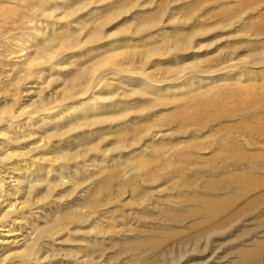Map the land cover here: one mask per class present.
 Here are the masks:
<instances>
[{"label": "bare ground", "instance_id": "obj_1", "mask_svg": "<svg viewBox=\"0 0 264 264\" xmlns=\"http://www.w3.org/2000/svg\"><path fill=\"white\" fill-rule=\"evenodd\" d=\"M179 1L173 0L167 2L166 5H174ZM200 2L204 4L202 1ZM91 3L92 0H75L73 6L63 5L60 9H62V14L68 17L75 14L76 10L85 8ZM136 4L134 0H130L125 3V6L119 5V3L107 6L106 10L116 9V11L111 13L108 18L97 20L92 28L79 26V33L65 34L60 37L55 35L47 37L44 33L40 34L41 45L35 44L32 54L14 73L13 81L15 82L7 83L5 92H10V95L2 99L3 103L0 107V120L8 118L10 121L7 128L0 129V264H62L65 261L67 264H158V260L155 258L162 257V254L157 256L156 253L162 249L163 245L168 240L179 236L182 230L193 228H202L197 239L200 238V241L203 238L204 241L201 244L195 243L193 239H197L193 237L192 252L208 251L220 241L214 235L221 238L224 233L232 230L235 233V239L232 240L234 244L230 246L229 250H232L233 255L227 264H264V176L256 175L249 169H246L242 174H234L226 167L230 160L227 155L215 154L207 157L203 156L199 149L201 135L204 132L208 134L211 132L212 128H210L209 122L221 123L222 118L229 121H242L248 118L252 125L250 126L251 131L246 133L237 131L238 133L242 132L246 137L258 138L257 132L264 133V107H262L264 106V85H261L260 91L256 86L251 85L238 87L231 93H222L214 98L211 96L212 94L203 96L200 98L201 101L190 108L176 109L171 116L163 119L159 117L155 122L152 121L148 125H144L140 130H134L130 139L115 140L111 151L120 153L125 152L126 149L129 150L128 155H132L133 158L129 159L131 162L126 165L131 163L133 169L139 172L140 176H125L122 170L116 167L107 172L103 179L101 176L95 178L91 176L90 179L87 178L85 181L79 182L78 178L74 176L64 181L68 174L63 176L57 170L58 168L47 167L58 163L66 167H73L72 163L82 160L88 155V152L91 154L96 149V147L83 149L79 145L75 149L57 151L56 148L63 141L60 144L54 143L60 138L67 134H73L72 132L78 129L91 130L98 126L112 124L132 114L113 116L111 112L104 113L102 101H100V105L95 104L93 107L86 105V102H81L79 109H74L71 113V116L82 113L79 118H73L68 124L64 120H67L68 115L60 112V109L72 99L84 100L85 94L89 95L101 84V75L106 72L113 78L132 74L138 77L142 82H138V89L132 95L143 96L145 91L160 92L158 91L160 88H164V93L165 91L169 92L168 90H172L170 94L174 93L179 89L176 85L182 86V81L187 82L186 87L191 91L193 89L191 82L194 78L205 81L208 79L207 76L226 74L225 72L230 71L236 64L254 63V60L255 64H258L259 61L264 62V47L257 53L252 50V53L243 59L222 61L215 68L206 72L199 71L198 64L201 63L199 59L190 60L187 63L178 61L180 58H182L181 60L195 58L194 52H199V49L203 48L198 46L200 41L197 39L210 31L200 24L185 27V23L198 17L200 11V8L194 10L192 7L189 8L190 5L181 7L178 17L168 19L171 25L177 23L181 24L178 27H182L172 31L174 38L170 41H162L155 46H146L147 48L145 47L140 52H136L140 49H124L128 47L126 43H129L126 39L124 40V36L130 31L135 36L157 32L162 17L169 12L163 10L160 17L138 18L139 16L133 13ZM141 8L143 11L145 6ZM128 14L129 16H127ZM242 18L243 16H239V11L231 12L222 19L217 28L220 30L230 29ZM118 19H120L118 27L113 36L117 37L120 42L115 49L111 46L110 50L98 52L94 61L80 67L74 77L57 90L54 96L43 95L44 90L42 89V94L29 92L28 95L34 98L31 103L21 107L18 113H11V109L17 103L15 98L18 99L22 93L18 92V89L23 85V82L32 78L37 70L51 64L57 58L58 50L68 44L77 45L81 31H84L87 43L105 40L102 36L104 27ZM239 32L240 30L236 29L230 33L227 42L240 44L241 40L237 37ZM212 39L213 37L208 41L211 42ZM217 43L219 44V42ZM217 43L215 42V44ZM235 51L232 50L228 54L232 56L236 53ZM125 55H131L133 59H138V67L148 65L155 58L164 59L165 57L171 60L170 65H173L174 61V67L166 66V69L159 73V75H163L162 79H153L145 71H131L129 64L136 63L124 61ZM119 57L122 61H118ZM106 62L109 64L108 68L99 72ZM1 73L0 69V75ZM236 92L242 96V100L240 102L233 101V105L227 103L226 109L229 110L227 113L223 112L222 115L205 118L210 106L214 105V108L220 106L221 101L218 98L227 97L230 99L233 94L236 95ZM75 96L77 97L75 98ZM7 99L11 102H7ZM110 99V97L103 98L104 101ZM234 99L236 100V96ZM47 114H57L52 119L54 120L52 130L48 123L50 117ZM138 114L135 113V115ZM40 115L43 116L38 121L30 122ZM62 120L65 121V124L58 126ZM166 129H172L170 135L160 134ZM37 132H40V136L37 135ZM32 137H35L36 141L27 145L26 142ZM146 137L150 138L143 142ZM164 138L170 140L171 145L165 146L160 143L156 149L148 150L150 144ZM139 143H141L140 146H138ZM236 147L239 146L230 144L228 146L230 151L226 153L233 158L235 163L242 164L243 167L246 164L253 167L254 164L261 162V171L264 172L263 150L247 154L243 147L235 149ZM182 150L191 152L181 153ZM45 152H47V156L51 155V157H46ZM194 152L198 154L190 155ZM218 156H223L219 161V165L223 166L215 169ZM91 164V166H85V164L81 167L83 172L88 169L87 167H92L88 169L89 171L93 170V162ZM181 165H184L186 169H194L198 166L195 170L196 175H199L200 172H207L217 176L183 178ZM53 172L54 176H52ZM160 173L164 176H159ZM159 178L162 181L154 188L140 187L135 184L140 180L143 183H154ZM114 183L116 185L113 187ZM169 183L172 188L177 190L173 196L166 195L163 196L164 198H160L155 195L154 192L157 189L159 190L162 185ZM65 185L70 186L66 190L67 194L60 195L61 197L55 200L52 199V192ZM194 186L195 190H193ZM153 190L154 192H152ZM128 191L134 192V194H127ZM168 198L174 200L169 201ZM48 200H52L51 203L57 207L54 216H41L40 214L44 211L41 206ZM63 202H66L64 204L67 208H64L63 212L56 213ZM111 205L114 206V210L109 208ZM44 214L46 215V213ZM248 216L249 218H247ZM250 219L253 220V223L249 227L245 226L243 221ZM131 221L136 222L134 227H129ZM17 226L18 230H15ZM251 226L256 228L251 229ZM69 229L72 230L69 231ZM19 230L23 234L15 233ZM237 233L241 235L239 236ZM65 236L66 238L63 239ZM226 237L230 238L231 235ZM14 247L20 249L3 252L4 249ZM62 247H68V249H62ZM187 253H172L171 258L164 259V264H176Z\"/></svg>", "mask_w": 264, "mask_h": 264}, {"label": "rangeland", "instance_id": "obj_2", "mask_svg": "<svg viewBox=\"0 0 264 264\" xmlns=\"http://www.w3.org/2000/svg\"><path fill=\"white\" fill-rule=\"evenodd\" d=\"M127 1L130 0H92V3L89 6L76 10L75 14L72 16L65 17L62 14V9H60L61 6L65 5L66 7H71L73 6L72 4L75 3V0H0V69L2 70L0 75V107L2 106L1 103H3L2 99L10 95V92H5L7 83L10 81L12 83L13 79H15L14 73H16L20 67L23 66L28 56L32 54L35 44H37V46L41 45L42 41L40 40V34L44 33V35L47 37H51L53 35L60 37L65 34H75L76 32L79 33V26L83 25V27L86 26L88 29L92 28L97 20L104 19L106 17L108 18L110 17L111 13L113 14L116 11V9H112L111 11H109V9L106 10L105 8L107 6H110L114 3H119V5L125 6ZM172 1L173 0H134V2L137 4L133 10V13H136L139 16H137L138 18H143L146 16L160 17V13L163 10H168L169 12L164 17H162L160 25L157 28V32L135 36L130 31L126 36H124V40L126 39L129 42L126 43L128 47L124 49H140L136 50V52H140L146 46H155L160 44L162 41H170L172 38H174L172 31L182 27H178L181 26V24L177 23L171 25L168 19L178 17L179 12H181L180 8L189 5V8L192 7L193 10L200 8V11L197 15L199 18H192V20L185 23V27H193L194 25L200 24L201 26H204L203 28L210 31L208 34L197 39L200 41L198 46L203 48L199 49V52H194L196 55L195 58L183 60L180 58L178 61L187 63L190 60L199 59V61H201V63L198 64L199 71L206 72L215 68V66L222 61L228 59L237 61L251 54L252 50H255L257 53L262 49V47H264V0H180L177 4L169 6L166 5L167 2ZM200 1H202L204 4H201ZM142 6H145L143 11H141ZM235 11H239V16H243V18L240 19L239 22L235 23L230 29H218L217 26L222 21V19L231 12ZM127 16H129V14ZM127 18L129 19V17ZM128 19H126L127 22ZM119 20L120 19L112 21L104 27L102 36L105 40L87 43V37L84 35V31H81L77 45L68 44L58 50V56L51 64L45 65L42 69L37 70L34 75H32V78H29L27 81L23 82V85L18 89V92L21 91L22 93H20L18 99L15 98L17 103L16 106L11 109V113H18L21 107L31 103V100L34 98H31V96L28 95L29 92H32V94L43 93V95L54 96V93L57 90L61 89L64 84L74 77L76 71L80 67L87 65L91 61H94L98 55V52L110 50L111 46L113 49H115L120 42L117 40V37L115 38L113 36L116 28L118 27L117 25ZM239 25L240 27H238ZM236 29L240 30L237 37L239 40H241V43L231 44L227 42V37H229L231 35L230 33ZM212 37V41L209 42L208 39L210 40ZM215 42H219V44H215ZM232 50H236V53L230 56L228 52ZM183 55L185 56L187 54ZM124 58H126L124 61H132L136 63L129 64V66L131 65V71H145V73L149 74L153 79H162L163 75H159V73L166 69V66L174 67V61L173 65H170L171 60L167 59L166 57L164 59L155 58L148 65L142 67H138L139 60L135 58L133 59L131 55H125ZM119 60L122 61L120 57L118 61ZM175 62L177 61L175 60ZM226 62L229 63V61ZM255 63L256 61L254 60V63L243 62L240 63L242 65L236 64L235 67L230 69V71L225 72L226 74H221L219 76H207L208 79L205 81H200V78H194L191 82L193 85V89L191 91L188 90V87H186L187 82L182 81V86L176 85L179 89L178 91L175 90L174 93L170 94L172 90H168L169 92L165 91L164 93V88H160L158 91L161 93L157 91H145L143 96L132 95V93L138 89V82H142V80H140L138 77H135L132 74L119 75L113 78L106 72L104 75H101V84H99V86H97L89 95L85 94L83 96L84 100L76 101L75 99H72L71 101L67 102L62 109H60V112L62 111L64 114L68 115L67 120H64L68 124V122L73 118H79L82 113L75 114V117L71 116V113L74 109H79L81 102H86V105L93 107L95 104L100 105V101H102L104 113L106 114L111 112L113 116L126 113L132 114L125 116L118 122L98 126L91 130L78 129L77 131L72 132L73 134H67L66 136L60 138L54 143L60 144L61 141H63L61 145L56 148L57 151L61 149H63V151H67L71 148L75 149V147L79 145V147L83 149H87L89 147H96V149L91 154L88 152V155L85 158H82V160L72 163L74 164L73 167H66L60 163L47 167L53 169L58 168L57 170L60 171L63 176L68 174L65 176L64 181H66L67 178L74 176L78 178L79 182H83L87 178L90 179L91 176H94V178L101 176V179H103L106 177L105 175L107 172L115 169L116 167H119L125 176H140V173L133 169L131 163L126 165V163L131 162L129 159L133 158L132 155H128L130 153L129 150L126 149L125 152L120 153H117L114 150L111 151L113 149L115 140H128L131 138L130 135L134 133V130H140L144 125H148L152 121L155 122L159 117H162V119L169 117L173 112H175L176 109H181L184 107L190 108L197 102L201 101L202 99L200 98L203 96L212 94L211 96L214 98L218 95H221L222 93H231L233 89L236 90L238 87L251 85L256 86L258 91H260L261 85H264V62L259 61L258 64ZM108 66L109 64L106 62L101 67L102 69L99 70V72L106 70ZM236 78L238 79L236 80ZM14 82L15 81H13V83ZM105 83L106 85H104ZM41 89L44 90L42 93ZM233 96L230 99L227 97L223 99L218 98L222 104L220 102V106L218 105L216 108H214V105L210 106L206 112L205 118L209 119L214 115L216 117L222 115L223 112L227 113L229 111L226 109L227 103H231V105H233L234 102H240L242 100V96L237 92L236 95L233 94ZM235 96L236 100L234 99ZM76 97L77 96H75V98ZM105 97H110L111 99L104 101L103 98ZM6 101L11 102L8 99ZM135 113L139 114L135 115ZM55 115L57 114H47V116L50 117L48 123L51 130L53 128L52 122L54 123V120L52 119ZM42 116L43 115L36 116V118L29 121L31 123H35ZM64 120H62L58 126L65 124ZM9 123L10 121L8 118L1 119L0 129L7 128ZM209 125L210 128H212L211 132L209 134L204 132L200 138L202 140L199 149L201 150V154H203V156L211 157L215 154H224L230 158L229 164H226V167L230 172H233L234 174H242L246 169H249L254 171L256 175L264 176V172L261 171V162L254 164L253 167H251L249 164H246L243 167L242 164L235 163L233 158L226 154L230 151L228 149L230 144L239 146L235 149L243 147L247 154L256 153L260 150L264 151L263 132H257L258 138H249L243 134L244 132L246 133L251 131L250 126L252 125H250L248 118L243 119L242 121H229L225 118H222L221 123L213 121L209 122ZM237 131L244 132L238 133ZM170 132H172V129H166L161 131L160 134L170 135ZM104 134H107V136H104ZM37 135L40 136V132H37ZM149 138L150 137L144 138L143 142H146ZM30 139L31 140L26 142L27 145L36 141L35 137ZM160 143L165 146L171 145L170 140L164 138L153 142V144H150L148 150L156 149L157 145ZM140 145L141 143L138 144V146ZM222 147H224V149H222ZM253 150H255V152H253ZM190 152L191 151L188 152V150L181 151V153L187 154ZM197 154V152H194L190 155L195 156ZM45 156L51 157V155L47 156V152H45ZM222 158L223 156H218V160H216L218 163H215V169H219L221 166H223L219 165V161ZM86 160L88 162H85ZM92 162L94 169L91 171L93 172L88 170L92 167H87L88 169L83 172V168L81 167H83L85 164V166H91ZM61 166L62 168H60ZM104 168L105 170H103ZM197 168L198 166L194 169H186L184 165H181L180 169L183 172V178L188 177L193 179L194 176H217L216 174H208L207 172H200L199 175H196L195 170ZM75 171L77 172L74 174ZM52 174V176L55 175L54 172ZM161 175L162 174L160 173L159 176ZM161 181V178H159L158 181L154 183H143L140 180L135 184L139 185L140 187L154 188L160 184ZM115 185L116 184L114 183L113 187ZM69 187L70 186L65 185L62 186L61 189H56L53 191L51 194V196H53L52 199L55 200L56 198L61 197L60 195H66V190ZM160 188L159 190L157 189L156 192H154V190L152 191L160 198H164L163 196L166 195L173 196L177 191L176 189L172 188L170 183L162 185ZM193 190H195V186L193 187ZM127 194H134V192L128 191ZM168 200L173 201L174 199L168 198ZM51 201L52 200H48L42 204V210H44L43 212L46 213V215L42 212V214H40L41 216H54V212L56 211L57 207L53 205ZM66 202H68L67 199ZM66 202L62 203L61 207L58 208L56 213L63 212L64 208H67L64 204ZM109 208L114 210L113 205H111ZM55 215L58 216V214ZM247 218H249V216ZM37 220L40 221L42 219ZM243 223L245 226L249 227L253 223V220L250 219L248 221H243ZM135 225L136 222L131 221V225L129 224V227H134ZM163 225L166 226L167 224ZM255 228L256 227L251 226V229ZM15 230H18V226L15 227ZM20 230L16 231L15 233L18 235L23 234V232ZM70 230L72 229H69V231ZM74 230L75 227L73 228V231ZM200 231H202V228L184 229L182 230L181 234H179V236L168 240L165 243L166 245L164 244L165 246L163 245L162 249L156 253L157 256L162 254V257L155 258L158 260V264H164V259H168V257L171 258L172 253L177 254L181 252L188 253L181 261H178L176 264H227V262H229L228 260H230L233 255L232 250H229V248L234 244L232 240L235 239V233L231 230V232L224 233L221 238H219L218 235H214V237L220 239V241H218L216 244L213 243L214 246L208 249V251L206 250L203 253L202 251L194 253L191 251V245L193 244V241L200 244L204 241L203 238L200 241V238L197 239V236L200 235ZM1 232H3V230H1ZM230 235V238L226 237ZM237 235L240 236L241 234L237 233ZM193 237H196L195 239L197 240H194ZM65 238L66 236L63 239ZM18 249L20 248L14 247L11 249H4L3 252L6 253L9 250ZM62 249H68V247H62ZM65 262L62 264H67Z\"/></svg>", "mask_w": 264, "mask_h": 264}]
</instances>
